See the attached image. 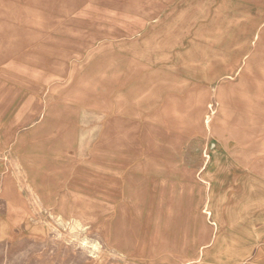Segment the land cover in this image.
<instances>
[{
    "label": "rangeland",
    "instance_id": "374dc122",
    "mask_svg": "<svg viewBox=\"0 0 264 264\" xmlns=\"http://www.w3.org/2000/svg\"><path fill=\"white\" fill-rule=\"evenodd\" d=\"M219 9V22L203 23V53L186 55L187 74L202 75L196 86L153 62L147 40L128 62L120 53L130 46L118 47L105 72H89L76 96L105 98V116L91 106L86 143L30 168L36 180L27 188L14 183L0 200V264L189 263L214 240L207 212L215 207L247 234L245 252L222 260L264 261V37L250 65L233 62L227 32L255 35L260 24L237 8L228 22ZM220 110L211 133L205 122ZM183 122L199 129L187 133ZM218 137L235 166L225 192L232 163L223 152L208 153Z\"/></svg>",
    "mask_w": 264,
    "mask_h": 264
},
{
    "label": "crops",
    "instance_id": "0c3cea01",
    "mask_svg": "<svg viewBox=\"0 0 264 264\" xmlns=\"http://www.w3.org/2000/svg\"><path fill=\"white\" fill-rule=\"evenodd\" d=\"M205 8L216 9L207 13ZM219 8H226L228 22L237 8L260 24L255 35L227 32L226 36L225 53L233 62L241 59L250 65L252 55H262L264 0H0V200L9 199L14 183L27 188L36 180L30 168L48 164L59 152L74 151L76 141L86 143L91 106L98 107V116H105L107 102L76 96V90L87 83L89 72H105L111 55L121 54L123 63L128 62V56L140 50V40H147L146 54L153 62L166 67L170 76L184 78V84L196 86L202 75L196 68L194 75L187 74L192 69L186 55L203 53L201 43L197 49L203 23L219 22ZM122 46L131 50L120 54L113 50ZM76 55L84 56L83 61L76 62ZM221 112L205 122L211 133L221 122ZM198 127L182 123L187 133ZM218 140L208 153L223 152L232 163L225 192L233 188L235 166L225 142ZM207 214L216 229L214 240L196 255L197 260L185 264H234L245 252L244 228L233 226L221 207ZM257 264H264L261 255Z\"/></svg>",
    "mask_w": 264,
    "mask_h": 264
}]
</instances>
